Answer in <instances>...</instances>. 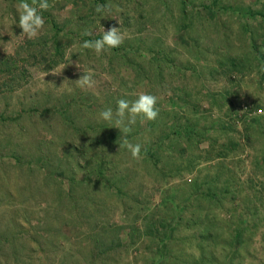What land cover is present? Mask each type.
Masks as SVG:
<instances>
[{
  "label": "rangeland",
  "instance_id": "1",
  "mask_svg": "<svg viewBox=\"0 0 264 264\" xmlns=\"http://www.w3.org/2000/svg\"><path fill=\"white\" fill-rule=\"evenodd\" d=\"M19 2L0 0V264H264V0H48L34 39ZM112 26L119 47H81ZM141 93L154 121L100 118Z\"/></svg>",
  "mask_w": 264,
  "mask_h": 264
},
{
  "label": "clouds",
  "instance_id": "2",
  "mask_svg": "<svg viewBox=\"0 0 264 264\" xmlns=\"http://www.w3.org/2000/svg\"><path fill=\"white\" fill-rule=\"evenodd\" d=\"M50 7L48 0H31V3H29L28 0H20L16 5L18 12V27L22 30L19 35L22 38L26 37L27 39L38 37L45 25V20L40 13L41 11H47ZM106 7V5L98 4L95 7V12L103 14ZM124 39L125 36L121 33L120 28L112 26L108 30L103 28V35L100 39L85 40L81 47L93 50L99 55L106 49L119 47L123 44ZM75 82L82 89L92 88L95 84L92 75L86 72H84V74ZM157 103L158 98L156 95L141 93L133 101L119 99L117 101V109L115 113H113L111 108H107L102 110L99 113V116L102 120L108 122L115 119V128L120 129L123 133H129L132 130L131 126L136 123L137 117L148 121H154L158 117L159 109L156 107ZM120 147L127 148L133 158H138L140 156L141 146L139 144H133L129 140L124 139L120 144Z\"/></svg>",
  "mask_w": 264,
  "mask_h": 264
},
{
  "label": "trees",
  "instance_id": "3",
  "mask_svg": "<svg viewBox=\"0 0 264 264\" xmlns=\"http://www.w3.org/2000/svg\"><path fill=\"white\" fill-rule=\"evenodd\" d=\"M260 58H261V55H260ZM197 187H198V186H196V188H197ZM201 188H202V187H201ZM199 192H200V191H199ZM199 194H200V196H201V195H204L203 192H200ZM201 197H202V196H201Z\"/></svg>",
  "mask_w": 264,
  "mask_h": 264
}]
</instances>
